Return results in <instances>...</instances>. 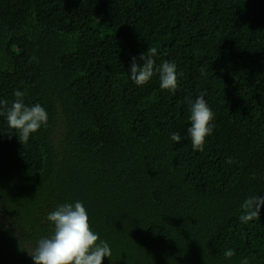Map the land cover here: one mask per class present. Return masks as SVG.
I'll return each instance as SVG.
<instances>
[{
    "label": "trees",
    "instance_id": "16d2710c",
    "mask_svg": "<svg viewBox=\"0 0 264 264\" xmlns=\"http://www.w3.org/2000/svg\"><path fill=\"white\" fill-rule=\"evenodd\" d=\"M152 47L177 66L174 93L129 78ZM15 91L48 114L27 143L7 122ZM201 94L203 152L188 134ZM3 101L0 264H34L48 214L77 201L103 264H264V206L239 219L264 198V0H0Z\"/></svg>",
    "mask_w": 264,
    "mask_h": 264
},
{
    "label": "clouds",
    "instance_id": "9594fccd",
    "mask_svg": "<svg viewBox=\"0 0 264 264\" xmlns=\"http://www.w3.org/2000/svg\"><path fill=\"white\" fill-rule=\"evenodd\" d=\"M157 53L155 47L148 48L147 56L141 55L143 65L136 63L132 58L130 79L138 86L146 85L154 73L159 74L160 88L175 92L178 86L177 66L174 62L164 61L160 66L155 65L154 57ZM203 68L201 72L203 73ZM25 92L15 91V100L6 112L10 128L17 130L20 142L27 143L30 135L37 132L42 126L48 124V114L39 104L26 106ZM6 104V101L0 102ZM191 127L188 134L194 151L203 152L206 138L213 133V112L209 108L203 94L191 104ZM176 144L181 143L179 133L171 135ZM231 162V161H229ZM264 198L256 195L247 198L241 208L243 214L240 221L247 223L258 219ZM48 221L54 225V233L49 238L39 240L37 247L29 254L34 264H103L105 257L111 258L112 252L107 242L99 241L98 234L92 231L88 213L84 205L77 201L75 204L60 205L47 216ZM235 250L225 251V258H232ZM241 264H248L244 259Z\"/></svg>",
    "mask_w": 264,
    "mask_h": 264
}]
</instances>
